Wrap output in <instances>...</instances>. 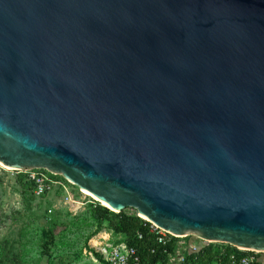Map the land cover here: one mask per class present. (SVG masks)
Listing matches in <instances>:
<instances>
[{"label": "water", "instance_id": "obj_1", "mask_svg": "<svg viewBox=\"0 0 264 264\" xmlns=\"http://www.w3.org/2000/svg\"><path fill=\"white\" fill-rule=\"evenodd\" d=\"M0 164L264 254V0H0Z\"/></svg>", "mask_w": 264, "mask_h": 264}, {"label": "rangeland", "instance_id": "obj_2", "mask_svg": "<svg viewBox=\"0 0 264 264\" xmlns=\"http://www.w3.org/2000/svg\"><path fill=\"white\" fill-rule=\"evenodd\" d=\"M56 180L63 187L39 198L30 173L6 171L0 165V264H92L93 245L116 240L108 221L92 217L88 201L95 199L61 176ZM213 246L217 254L228 247Z\"/></svg>", "mask_w": 264, "mask_h": 264}, {"label": "built area", "instance_id": "obj_3", "mask_svg": "<svg viewBox=\"0 0 264 264\" xmlns=\"http://www.w3.org/2000/svg\"><path fill=\"white\" fill-rule=\"evenodd\" d=\"M31 172L32 170L18 173H30V181L34 184L33 192L39 198L51 192L54 188L63 187L62 182L56 180L57 175L48 171H46V175ZM69 200L72 201L71 197H69ZM88 204L92 205L93 208H97L101 203L94 200L88 201ZM123 213L127 216H137L144 221L142 227L146 229L147 235L161 247L162 256L165 258L163 264H187L191 256L199 254L210 245L219 244L212 243L195 235L177 237L169 234L165 230L150 223L147 219L142 218L134 209H126ZM136 237L138 240H144L145 235L141 230H138ZM222 246L230 245L222 244ZM231 247L237 250H233L228 254V264H264L261 260L264 254L261 255L260 253L247 251L239 247ZM92 248H94V252H90V261L92 264H142V259L137 249L127 243L126 236L123 234L117 235L113 243L110 239L104 240L97 242ZM219 252L220 256L223 257L227 251L226 248H220ZM212 264L222 263L216 261Z\"/></svg>", "mask_w": 264, "mask_h": 264}, {"label": "trees", "instance_id": "obj_4", "mask_svg": "<svg viewBox=\"0 0 264 264\" xmlns=\"http://www.w3.org/2000/svg\"><path fill=\"white\" fill-rule=\"evenodd\" d=\"M91 215L96 221H108L112 226V231L116 235L123 234L126 236V241L129 245L135 247L142 259V264H163L165 258L162 256L161 247L147 235L146 229L142 227L144 221L137 216H127L125 213L116 214L106 207L98 206L91 209ZM116 216L115 219L112 216ZM141 230L145 238L138 240L136 232ZM215 245V244H213ZM206 247L199 254L191 256L187 264H212L216 261L222 264H228L227 256L235 248L228 246L226 255L221 257L220 254L214 251V246Z\"/></svg>", "mask_w": 264, "mask_h": 264}, {"label": "bare ground", "instance_id": "obj_5", "mask_svg": "<svg viewBox=\"0 0 264 264\" xmlns=\"http://www.w3.org/2000/svg\"><path fill=\"white\" fill-rule=\"evenodd\" d=\"M1 165V167L4 169V170H6V171H10L11 169H9L8 167H6V166H4V165H2V164H0ZM82 190V189H81ZM82 192L84 193V195L86 196V197H90V198H92V199H95V200H97L98 202H101L104 206H107V204L106 203H104V202H102L101 200H99V199H97V198H95V197H93V196H91V195H89L88 193H86L85 191H83L82 190ZM108 207V206H107ZM140 214V216L142 217V218H144V219H147L143 214H141V213H139ZM148 220V219H147ZM243 249V248H242Z\"/></svg>", "mask_w": 264, "mask_h": 264}, {"label": "crops", "instance_id": "obj_6", "mask_svg": "<svg viewBox=\"0 0 264 264\" xmlns=\"http://www.w3.org/2000/svg\"><path fill=\"white\" fill-rule=\"evenodd\" d=\"M262 262L264 263V255L261 257Z\"/></svg>", "mask_w": 264, "mask_h": 264}]
</instances>
